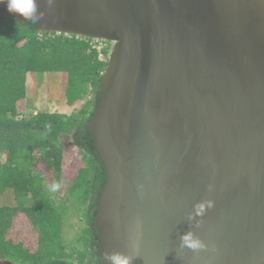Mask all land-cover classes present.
Instances as JSON below:
<instances>
[{
  "label": "water",
  "instance_id": "95a60500",
  "mask_svg": "<svg viewBox=\"0 0 264 264\" xmlns=\"http://www.w3.org/2000/svg\"><path fill=\"white\" fill-rule=\"evenodd\" d=\"M39 8L38 31L113 44L86 125L105 173L92 223L101 264H111L105 253L129 264H264V0ZM3 16L30 22L0 4ZM205 198L214 206L196 216ZM189 230L208 248H181Z\"/></svg>",
  "mask_w": 264,
  "mask_h": 264
},
{
  "label": "trees",
  "instance_id": "16d2710c",
  "mask_svg": "<svg viewBox=\"0 0 264 264\" xmlns=\"http://www.w3.org/2000/svg\"><path fill=\"white\" fill-rule=\"evenodd\" d=\"M91 40L0 18V260L101 264L92 223L105 173L86 125L107 63ZM40 74L63 109L32 105ZM27 235L36 238L35 251Z\"/></svg>",
  "mask_w": 264,
  "mask_h": 264
},
{
  "label": "clouds",
  "instance_id": "9594fccd",
  "mask_svg": "<svg viewBox=\"0 0 264 264\" xmlns=\"http://www.w3.org/2000/svg\"><path fill=\"white\" fill-rule=\"evenodd\" d=\"M53 2L54 0H47L49 6ZM0 4H4L8 12L19 13L26 21H30L34 25L43 17V12L39 8V0H0ZM58 189L59 184L53 183L50 191L56 192ZM209 190H211V185H209ZM213 206L214 201L212 199H202L194 204V214L202 217ZM192 215V213L189 214V219L192 218ZM179 246L191 249L194 252L208 248V245L191 230L181 233ZM105 257H107L111 264H129V257L124 254L105 253L103 260Z\"/></svg>",
  "mask_w": 264,
  "mask_h": 264
},
{
  "label": "rangeland",
  "instance_id": "374dc122",
  "mask_svg": "<svg viewBox=\"0 0 264 264\" xmlns=\"http://www.w3.org/2000/svg\"><path fill=\"white\" fill-rule=\"evenodd\" d=\"M49 82H48V78L46 74H40L37 76V84H35V94H34V98H33V103L32 105L38 109H44L46 111H53V110H57V109H61L62 108V103L64 102L63 100H59V99H54L52 97H48L49 95ZM54 88H56V86L54 85ZM63 109V108H62ZM49 171H45L46 174H48ZM66 182H61V184L63 186L65 185ZM63 193V192H61ZM77 220L72 219L71 222H74L75 227L78 226V224L75 222ZM27 241L25 243V245L28 246L29 250L31 251H35V242H36V238L32 237L31 235H27ZM52 250H56V249H52Z\"/></svg>",
  "mask_w": 264,
  "mask_h": 264
},
{
  "label": "built area",
  "instance_id": "2783aa9c",
  "mask_svg": "<svg viewBox=\"0 0 264 264\" xmlns=\"http://www.w3.org/2000/svg\"><path fill=\"white\" fill-rule=\"evenodd\" d=\"M90 44L96 50L98 60L102 61L104 63H107L108 56H109V54H110V52L112 50L113 44L110 43V42L103 41V40H95V39H92L90 41ZM106 47H108V52L104 53L103 50Z\"/></svg>",
  "mask_w": 264,
  "mask_h": 264
},
{
  "label": "flooded vegetation",
  "instance_id": "af4514ba",
  "mask_svg": "<svg viewBox=\"0 0 264 264\" xmlns=\"http://www.w3.org/2000/svg\"><path fill=\"white\" fill-rule=\"evenodd\" d=\"M0 264H17V263L11 260H0Z\"/></svg>",
  "mask_w": 264,
  "mask_h": 264
}]
</instances>
